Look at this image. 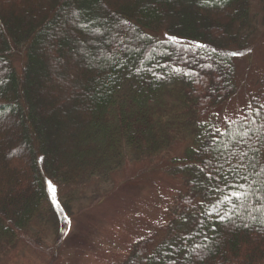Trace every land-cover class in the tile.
Segmentation results:
<instances>
[{
    "label": "trees",
    "instance_id": "obj_1",
    "mask_svg": "<svg viewBox=\"0 0 264 264\" xmlns=\"http://www.w3.org/2000/svg\"><path fill=\"white\" fill-rule=\"evenodd\" d=\"M251 22L248 0H0V254L40 214L49 181L109 171L124 147L167 148V85L183 84L196 115L219 105L233 32L245 38ZM262 104L264 93L215 140L199 125L171 158L186 189L165 238L137 243L124 264H264Z\"/></svg>",
    "mask_w": 264,
    "mask_h": 264
},
{
    "label": "rangeland",
    "instance_id": "obj_2",
    "mask_svg": "<svg viewBox=\"0 0 264 264\" xmlns=\"http://www.w3.org/2000/svg\"><path fill=\"white\" fill-rule=\"evenodd\" d=\"M250 5L251 34L244 38L233 32L229 52L244 55L231 56L234 69L223 101L196 115L182 104L183 84L178 80L167 85L172 89L166 94L169 107L157 114L171 138L167 148L136 158L124 147L111 170L59 185L60 208L53 206L47 191L40 214L2 251L0 264H124L137 243L151 239L152 247L165 238L170 210L186 189L180 177L171 175V158L192 144L199 125L222 129L264 93V0H248ZM215 78L207 76L204 84Z\"/></svg>",
    "mask_w": 264,
    "mask_h": 264
},
{
    "label": "snow or ice",
    "instance_id": "obj_3",
    "mask_svg": "<svg viewBox=\"0 0 264 264\" xmlns=\"http://www.w3.org/2000/svg\"><path fill=\"white\" fill-rule=\"evenodd\" d=\"M168 40L176 41L177 38L174 37V36H168ZM201 47H203V46H201ZM213 51H215V49H213ZM227 55H229V56H238V55H244V53L231 52V53H227ZM249 107H251V105H249ZM261 108H264V104L261 105ZM217 135H223V133H221L219 129H216L214 132L211 133L212 139L215 140ZM242 155H246V153L242 154ZM240 166H243V164L241 163ZM245 179H246V177H245ZM48 191H49L50 199L52 201L53 206L56 207V208H60V204H59L58 199H57V189H56V187L53 185V183L51 181L48 182ZM239 198H240L239 195H237L236 199H239ZM219 219L221 221H224L225 218L223 216H220Z\"/></svg>",
    "mask_w": 264,
    "mask_h": 264
}]
</instances>
